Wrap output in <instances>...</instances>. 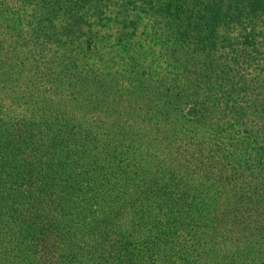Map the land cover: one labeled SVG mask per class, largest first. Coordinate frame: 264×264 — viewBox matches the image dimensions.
Here are the masks:
<instances>
[{
  "label": "trees",
  "instance_id": "trees-1",
  "mask_svg": "<svg viewBox=\"0 0 264 264\" xmlns=\"http://www.w3.org/2000/svg\"><path fill=\"white\" fill-rule=\"evenodd\" d=\"M0 264H264V0H0Z\"/></svg>",
  "mask_w": 264,
  "mask_h": 264
}]
</instances>
